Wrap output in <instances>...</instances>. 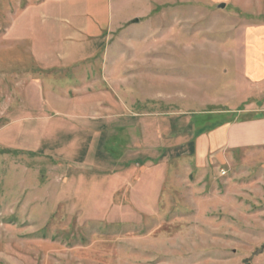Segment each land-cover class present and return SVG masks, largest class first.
Listing matches in <instances>:
<instances>
[{
  "label": "rangeland",
  "instance_id": "rangeland-1",
  "mask_svg": "<svg viewBox=\"0 0 264 264\" xmlns=\"http://www.w3.org/2000/svg\"><path fill=\"white\" fill-rule=\"evenodd\" d=\"M45 3L0 0V264H264V152L200 162L188 146L198 116L264 119L248 77L264 0H112L83 71L99 92H71L68 122L65 92L52 108L20 92L19 37L51 19Z\"/></svg>",
  "mask_w": 264,
  "mask_h": 264
},
{
  "label": "crops",
  "instance_id": "crops-1",
  "mask_svg": "<svg viewBox=\"0 0 264 264\" xmlns=\"http://www.w3.org/2000/svg\"><path fill=\"white\" fill-rule=\"evenodd\" d=\"M41 1L46 2L45 5L35 6L40 8H32L33 11L43 10L51 19L47 21L40 19L39 26L33 25L31 30H28L30 27H26L27 31L24 36L19 37L22 40L18 42H22L28 47L33 60L32 63L27 64L32 67V88L29 91L23 89L20 92H38V94L45 92L48 95L49 103L47 105L51 108L55 104H53L52 97L57 96L56 92H65L63 101L65 114L63 117L68 122V103L72 101L69 97L71 92H75L74 95L72 94L73 96L83 92H99L84 85L93 82L94 79L92 80L90 77L93 73L89 74L88 70L86 73L83 71L93 63H101L97 59L98 46H104L106 43L107 31L111 24L112 0ZM54 2L63 3L66 8L61 12H58L57 9L46 10L43 8V6H48V3ZM68 2L72 7L78 8L70 7L68 9ZM79 16H84L83 23L78 20ZM58 17H60L59 21ZM100 17L103 18V24L100 22ZM52 19L54 24H51ZM247 22L250 23V21ZM249 31L254 33L252 38L259 37L248 43L250 54H252L249 56L248 77L250 80L264 81V26L255 25ZM253 64L256 65L257 73L256 70L251 69ZM102 77L100 76V78ZM24 85L25 83L22 87ZM82 85L85 87L82 88ZM45 102L43 101L42 104ZM50 112L58 114L53 110ZM50 117L53 118L54 115ZM50 117L41 119L44 122L45 120L50 122ZM72 117L71 115L69 119ZM203 117L198 116L194 121V125L197 127L196 133L192 141L188 143L190 152L197 155L198 161L204 162L209 154H214L218 160L224 159L227 162V153L232 154L238 151L243 153L253 150L264 152V119L237 125L230 124L231 121H225L223 118Z\"/></svg>",
  "mask_w": 264,
  "mask_h": 264
},
{
  "label": "water",
  "instance_id": "water-1",
  "mask_svg": "<svg viewBox=\"0 0 264 264\" xmlns=\"http://www.w3.org/2000/svg\"><path fill=\"white\" fill-rule=\"evenodd\" d=\"M222 8H224V5H222ZM138 22V20H135V23H137Z\"/></svg>",
  "mask_w": 264,
  "mask_h": 264
},
{
  "label": "built area",
  "instance_id": "built-area-1",
  "mask_svg": "<svg viewBox=\"0 0 264 264\" xmlns=\"http://www.w3.org/2000/svg\"><path fill=\"white\" fill-rule=\"evenodd\" d=\"M222 174H223V175H225V174H226V172H225V171H222Z\"/></svg>",
  "mask_w": 264,
  "mask_h": 264
}]
</instances>
